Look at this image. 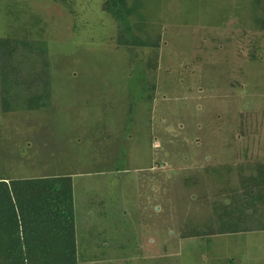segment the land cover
Returning a JSON list of instances; mask_svg holds the SVG:
<instances>
[{
    "label": "rangeland",
    "instance_id": "rangeland-1",
    "mask_svg": "<svg viewBox=\"0 0 264 264\" xmlns=\"http://www.w3.org/2000/svg\"><path fill=\"white\" fill-rule=\"evenodd\" d=\"M65 2L0 0L17 77L49 83L40 110L0 108V177H72L78 264H264V229L249 231L264 207L243 205L236 176L264 163L254 0H129L147 16L135 36L161 37L151 74L153 49L119 46L103 0ZM211 229L225 232L184 236Z\"/></svg>",
    "mask_w": 264,
    "mask_h": 264
},
{
    "label": "trees",
    "instance_id": "trees-1",
    "mask_svg": "<svg viewBox=\"0 0 264 264\" xmlns=\"http://www.w3.org/2000/svg\"><path fill=\"white\" fill-rule=\"evenodd\" d=\"M128 1L103 0V10L125 25L118 37L119 46L126 47L128 51H134V48L153 49V57L146 60L147 71L150 73V67L152 71L157 69L161 37L157 36L152 40L150 37L141 39L135 36L129 27V19L137 16L143 21L145 14L143 12L144 16L142 15L140 5H130ZM254 2L255 12H262L261 16L255 17L256 23L259 29L264 31V0ZM15 51L16 45L11 44L10 37L0 39V77L1 83L3 82L1 92L6 94L5 98L0 97L2 99L0 108L4 113L23 110L20 108L27 111L40 110L47 106L42 103L39 95V91L42 88L47 89L49 84L42 75L44 71L43 69L38 71L35 78L31 82L27 81V84L24 80H19L20 76H17L22 69L13 66ZM6 68L11 69L12 74L16 76L15 80H19L20 83L6 81L1 75V69L5 71ZM39 85L42 86L41 89ZM16 102L20 104V108L16 106ZM230 165L229 167H232ZM238 169L236 176L240 178L238 182L242 186L237 193L241 194L246 202H243V205L254 213L259 207H264V163L257 164L252 170L248 168L247 174L245 168ZM217 174L219 177L223 176L222 171H217ZM224 177L227 178L228 174L225 173ZM243 214L245 215L246 211ZM75 223L74 187L71 176L18 179L0 177V264H78ZM191 225L196 226V223ZM250 229L252 230L249 231L257 232L264 229V225H252ZM211 230L204 234L188 232L184 236L187 238H190V235L211 236L225 232Z\"/></svg>",
    "mask_w": 264,
    "mask_h": 264
},
{
    "label": "crops",
    "instance_id": "crops-1",
    "mask_svg": "<svg viewBox=\"0 0 264 264\" xmlns=\"http://www.w3.org/2000/svg\"><path fill=\"white\" fill-rule=\"evenodd\" d=\"M155 89H156V88H155ZM153 99H154V98H153ZM44 176H45V174L42 175V177H44ZM45 177H46V176H45ZM48 177H49V176H48ZM35 178H39V177H35ZM75 224H76V223H75Z\"/></svg>",
    "mask_w": 264,
    "mask_h": 264
}]
</instances>
